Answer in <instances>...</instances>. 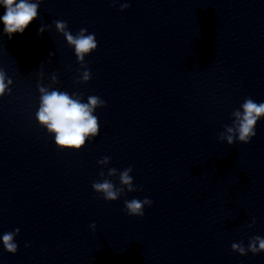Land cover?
<instances>
[{"label": "clouds", "instance_id": "1", "mask_svg": "<svg viewBox=\"0 0 264 264\" xmlns=\"http://www.w3.org/2000/svg\"><path fill=\"white\" fill-rule=\"evenodd\" d=\"M120 0H112L113 6ZM41 0H0V6L5 12L0 16L4 28V34L11 37L14 34H22L34 20L38 19V10ZM130 7L125 2L120 3V11H124ZM55 29L62 34L69 47L74 48L77 62L81 65L82 71L79 73V79L76 83H87L91 79V72L85 63V56L91 54L98 47L94 33H88L86 28H81L77 34H73L68 30L66 21H53ZM44 24L38 29V34L46 31ZM54 55L50 53V56ZM51 63V60L48 61ZM43 74H41L42 76ZM53 85L58 84L59 80L56 74L50 77ZM13 81L8 78L6 73L0 69V97L11 93V85ZM37 89L40 94L39 108L36 112V120L42 128L47 130L49 135H54L55 144L59 149L80 150L86 141H90L97 137L100 132L98 117L94 115L97 108L105 107V101L99 96L90 95L87 102H82V93H72L60 91L50 86H45L43 82L37 83ZM232 124L225 125L224 131L219 133L218 140L226 141L228 145L235 142L247 144L251 142L256 135L257 122L264 118V102L257 103L250 97H246L239 109L232 112ZM111 161V157L104 156L97 161L102 168L107 166ZM133 168L131 166L121 170L115 167L108 168L107 175L103 170L100 171V180L92 183L94 192L106 202L118 200L125 191L135 192L139 189L134 185L131 175ZM112 177L119 180V186L113 183ZM153 201L148 197L144 199L133 198L124 201L125 211L129 216L143 217L145 206H151ZM256 223L255 218L248 225L249 228ZM90 228L95 231L96 224L92 223ZM20 229L16 228L12 231L5 232L0 235L3 249L8 253L15 254L18 251V245L15 237L19 234ZM28 246L27 244L25 245ZM233 252L239 253L241 256L264 253V237L259 235L253 236L245 247L243 242L232 243Z\"/></svg>", "mask_w": 264, "mask_h": 264}]
</instances>
